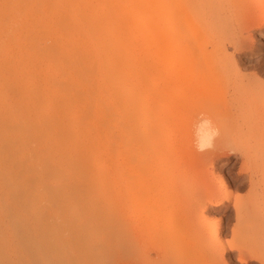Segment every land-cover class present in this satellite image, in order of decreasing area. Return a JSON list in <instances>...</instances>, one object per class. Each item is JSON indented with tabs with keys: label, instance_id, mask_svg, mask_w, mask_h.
<instances>
[{
	"label": "rangeland",
	"instance_id": "374dc122",
	"mask_svg": "<svg viewBox=\"0 0 264 264\" xmlns=\"http://www.w3.org/2000/svg\"><path fill=\"white\" fill-rule=\"evenodd\" d=\"M7 1L0 0V31L16 20L12 35L25 39L32 22L34 29L27 39H41L44 47L51 46L50 52L55 54L51 56L60 55L59 59L63 57L58 50L60 42L68 43L74 32L75 38L81 35L80 18L86 17L92 4L100 2L36 0L37 4L26 12L10 8ZM72 4H77L74 8H80L76 11L84 15L74 14L75 10L72 13ZM159 7L167 16L166 24L154 26L151 33L136 22L126 29L122 24V38L115 33L108 41L110 52L104 56L110 65L104 94L107 102L94 104L98 134L86 139L88 164L66 167L60 140L54 153L60 164L50 170L41 166L38 179H33L32 172H24L31 176L30 181L26 179L21 186L8 185L11 191L17 189V196L7 200L0 195L5 207L0 213V235H13L31 264H81L87 260L90 263L84 264H107L111 259L109 264H225L221 256L225 245L229 264H264V0H162ZM174 13L178 19L171 18ZM114 21L119 23V19ZM60 23L68 27L56 29ZM163 26L169 34L164 44L159 40ZM65 36L71 38L65 41ZM40 54L31 63L25 54H15V61L11 58L12 64L6 67V77H0L6 92L3 95L11 98L16 108L11 102L8 108L0 101V146L7 147L10 137L23 140L25 129L27 136L23 138L33 146L26 161L36 156L33 152L38 147L39 129L32 119L18 126V121L9 122L6 108L20 116L29 111L30 118L34 117L39 112L41 94L34 92L32 104L26 106L29 95L22 94L20 88L28 82L35 86L50 83L53 77L57 82L58 70L59 76L62 70L58 64L63 67L62 60L73 59L68 55L60 62L58 57H51L50 63L48 54ZM102 79L97 75L95 81ZM94 94L98 96L99 92ZM202 113L220 128V136L212 149L198 152L193 129ZM64 123L65 119L60 128ZM5 125L9 130L3 136ZM123 134L136 141L140 149L127 153ZM111 138L116 139V146L111 145ZM97 156L100 165L94 163ZM16 161L20 166V160ZM14 162L9 159L5 163L10 166ZM37 182L42 186L39 190ZM211 198L223 205L213 206ZM93 209L99 210L97 216L76 215ZM40 214L44 224L36 229ZM80 222L87 227L85 234L82 232L86 229L79 228L84 235L76 231ZM114 227L118 234L112 232ZM69 232L73 236H68ZM60 239L64 242H57ZM36 244H41L42 254L32 249H37ZM242 252L246 261L240 259ZM5 257L6 264L13 263L10 254ZM88 257L100 261L93 263Z\"/></svg>",
	"mask_w": 264,
	"mask_h": 264
},
{
	"label": "bare ground",
	"instance_id": "6f19581e",
	"mask_svg": "<svg viewBox=\"0 0 264 264\" xmlns=\"http://www.w3.org/2000/svg\"><path fill=\"white\" fill-rule=\"evenodd\" d=\"M40 1L41 0H39V2ZM64 1H63V3H64ZM161 1L162 0H100V2L94 3V4L91 5L90 11L88 13H85V12L81 13L83 15L85 13L86 17H85V15L82 16L80 14V11H76V9L77 10L80 9V8H77V7L74 8L75 6H78L77 4L74 5V6H73V4L71 5V7L73 6V8L71 9L72 13H73V10H75L74 14L79 13V15L83 17V19L80 18L81 19L80 20V24H79V21H78L79 19L77 20L78 21L77 24H79V28L82 31H81V35L76 36V38L74 37L76 32H74L75 34L73 33L74 35L69 33L70 35H72L75 38V39H73V37H72V40L69 39L70 41H68V38H71V36H69L68 38H66V36H65L64 38H66V39H64V38L63 39L65 41L67 40L68 43L67 42L65 43L64 41L59 40V41H62V42H60V45L56 44V45H59L58 50L59 49L61 50V53H62L63 57L68 56V55H70L69 57H73V59H70V58L67 57L70 61L68 59H64L63 57H60L61 60L64 59V60H62L63 62L64 61L66 63L68 62L67 65L64 64L65 62L61 63V64H63V67L60 64H58L60 66L59 69L60 70L62 69L61 70V76H59L60 75V71L58 69L57 70H58L59 74L56 75V76L59 77L58 79H60V77H61V80L59 81L60 83L58 82V79H57V82H58L57 83L55 81L56 79L54 80V77L51 74L50 75L53 78H49V80H51V79H53V80L50 81V83H48L47 81H44L45 82L44 84H41V85H38V86H35L33 83L28 82L29 81V78H28V81H27L28 84L25 85V86H22L20 88V90H19V91L22 92V94L26 93V94L29 95L28 99H27L28 100L27 105L26 104L25 105L26 106H30V104H32V102H30V100H32L31 97H33L32 95L34 94V92L38 93L37 91H39V95L41 94L40 102H38V104H39V112L38 113L35 112L36 114L32 118H30L31 114H29L30 113L29 111L27 113H24L23 116H20L18 113H16V110L14 112V111H11V109L8 110L6 108L5 118L9 119V122H13V124L17 123V121H18L19 123L16 124L17 126L20 125V124L22 125V123H20V122H24V121L26 122V121H28V119H32L33 124H35V126H37V128L39 129V133L37 134L39 136V139H38V147H36L37 149L33 148L34 150H36L33 153L37 152L36 156L32 157V158H34V160H32V158L31 159L27 158L28 159L27 161L25 160L26 156L29 155V152L32 151V150H30V146H31L30 143L31 142L30 141L28 142V140H26V138L25 139L23 138V136L24 137L27 136V134H25V132L27 133V131H25V129L22 130V131H24L23 132L24 135L22 136L23 140L20 141L18 139V137H16V139L19 140V141L18 140L16 141V140H14V139H12L10 137L11 139L10 138L7 139L8 142H9V143H6L7 147L5 146V148H2V146H0V195H3L7 200L11 199L12 197H15V195L17 194V189H14V190L11 191V190H9L11 188L8 185H10L11 183L12 184L13 183H17V184L19 183V185L21 183V185H22V182L26 183V181L28 179L30 181V178H29L30 175L27 177V176H25L24 172H32L31 176L32 177L34 176L33 179L34 178L38 179L36 177L41 173L39 171L41 166L43 168L45 167V169H49V168H52V166H54V165L57 166L58 164H60L61 162H60L59 158H57L55 156L56 154L54 155V153L58 150L57 146L60 144L59 143L60 140L61 141L63 140V142H62L63 144H61L62 152L66 153V155H65V157H66V167L73 169V168H76V165H78V164H80V165L82 164L83 166H86V164H88L89 156H87L88 151H87V148H86L88 141L86 139L90 140L91 138H94L95 134L96 135L98 134V132L96 133V131H97L96 128L97 127L95 125L96 124L95 123L96 122L95 121L96 116H95V113H94V104L96 102H107L106 98H105L107 94L106 95H104V94L106 93L105 92L106 91V89H105L106 86L105 85H108L107 83L109 82V73H110L109 67H110V65H108L109 61L106 60L107 57H104V56L107 53L110 52V50L108 52V49L110 47V46H108V44H109L108 41L110 42V38L114 39V37H112V35L113 34L116 35L115 33L118 34V35H116V37L119 36L118 39L120 37L122 38V34H119V33H123L124 29H126L128 24H133V23L136 22L137 24H140L141 26H143L145 28V30H147L148 33H151V31L153 30L154 26L156 27L158 24L159 25L160 24H166L167 16L161 12V10H160L161 7H159ZM61 2H62V0H61ZM36 4H37L36 0H8L7 1V5L10 8H12V9H20L22 11H23V9H25L26 12H28L29 9L31 10ZM134 6H137V7L134 8ZM127 10L130 11V12H128ZM106 12H108V13H106ZM141 12H142V14H141ZM190 15H191V13H190ZM261 16H263V15L261 14ZM181 17H184V16H180V13H179V19ZM114 18L115 19H119V23H114L115 22ZM171 18H173L174 20L178 19V14L175 15V13H174L173 17L171 16ZM260 18L262 19V17H260ZM86 19H88V20H86ZM184 19H186V18H184ZM14 22H15L14 23L15 25L18 23V21H16V20H14ZM29 23L30 22L28 21L27 24H29ZM14 24L5 26L4 29H2L0 31V77L1 76H2V78L6 77L5 76L7 74L6 73V67L8 65H11L12 62L15 61V60H13L12 57H14L16 55L18 56V55H20V53L21 54H25V56H27V58L30 59V63L33 62L34 61L33 59L37 58L38 55H41L40 54L41 52L44 55L48 54L50 59H49L48 56H47V58L50 60V63H52L51 62V61H53L52 59L57 58L58 56H60V55H58V56L53 58V56H55V54L54 53L52 54V52H50V47L51 46L49 45L50 46L49 47L48 44H47V48L44 47L43 43H41V39L40 40L36 39V41H35V38L33 39V36H32V38L28 37V39H27L28 34L31 33L30 30H32V28L34 29V24L32 22L27 27V31L26 32H28V34H26L27 35L26 38L24 37L25 39H23V37H21V35L20 36L12 35V27H13ZM122 24L125 25L124 29L121 26ZM119 25L122 27L123 30L121 28H119V30L117 31V29H118L117 26H119ZM57 26H55L56 29L62 27L61 30L64 27L63 23H60ZM66 26L68 27V25H66ZM66 26L64 28H66ZM128 26L131 27V25H128ZM76 27H77V25H76ZM51 28L52 27L50 26V29ZM74 30H78V29L75 28ZM57 31H59V29ZM125 32H127V31H125ZM24 33H25V31H24ZM43 33L44 32H42V35H43ZM77 33H80V31L77 32ZM129 33H132V32L128 31L127 34H129ZM173 33H174V35L176 34L175 32H173ZM127 34L125 35V33H124V37H127ZM42 35L40 37H42ZM64 35H65V33H64ZM82 35H84V37ZM189 35H190V33H189ZM168 36H169V34H168V32H166V30L164 29V26H163V28L161 29V34H160L159 40L163 43V42L166 41ZM35 37H37V36H35ZM38 37H39V35H38ZM44 37L46 38L45 35H44ZM56 37H58V36H56ZM80 37H83V38L81 39ZM145 38H146V36H145ZM22 40L23 41L25 40V41L22 42ZM145 40H147V38ZM56 42H57V40H56ZM27 43H28V45H27ZM47 43H49V42H47ZM23 44H24V46H23ZM42 45H43L44 48H42ZM18 46L20 47L19 51H17V47ZM22 48H24V49L27 48V50H25V51H24V49L20 50ZM52 49H51V51H53ZM54 50H55V48H54ZM51 54L53 56H51ZM51 57H52V59H51ZM11 58H12L13 61L11 60ZM58 59H59V57H58ZM60 59H59V61L61 62ZM71 60L72 61L74 60V61L71 62ZM59 61H57V63ZM57 63H55V64H57ZM96 64L98 65V69H97L98 70V74H97V71H95V69H96L95 65ZM58 65H55V66H57L56 68H58ZM52 67L54 68L53 65H52ZM97 75H98V79L99 78H103L102 80L98 81V83H97V81H95ZM3 76H5V77H3ZM94 82L98 84V87H97L98 89L95 88L96 86H95ZM61 83H63V84L66 83V84H64L66 86L63 87V85H62V87H60ZM3 89H4V87L0 83V91H2V93L0 95L2 100H0V101H1L2 105H4L5 107L6 106L8 107L10 105V102L12 104V101H11V98H9V97H7L5 95L6 92ZM107 90H108V88H107ZM3 91L5 92L4 95H3V93H4ZM24 91H27V92H24ZM96 91L99 92L98 96H96L94 94V92H96ZM24 99H26V98H24ZM2 108L3 107H1V109ZM14 108H15V106H14ZM82 114H83L82 118L84 117L83 121H82V119H80V117H81L80 115H82ZM64 119H65V123H64L63 127L60 128L59 125L62 122V120L64 121ZM7 121H5V122L3 121V122L6 123ZM6 128H8V126L2 127V131L4 132L3 136H5V134L9 130V129L7 130ZM99 129L100 128H98V131H99ZM0 130H1V128H0ZM2 134L3 133H1V136H2ZM103 134L105 136H107V134H105V133H103ZM12 135L13 134H10V136H12ZM13 137H15V136H13ZM9 139H10V141H9ZM122 140H123V142H125L124 150L127 153L136 152L137 150L140 149L139 144L136 143V141H133L130 138L128 140L127 136L124 135V134H123ZM36 141H34V142H36ZM105 141H106V139H105ZM109 141L107 140V142H109ZM116 142H117L116 139H112L110 141L111 145H113V146H116V144H117ZM107 144L109 145V143H106V145ZM103 145H105V144H103ZM34 146H36V145H34ZM32 147L33 146H31V148ZM111 148H112V146H111ZM30 155L32 156V154H30ZM7 159L8 160L12 159L15 162L13 164H11L10 166L6 165L5 162H8ZM16 159L20 160V161H18L20 166L18 165ZM100 160L102 161L103 159L101 158ZM98 161L99 160H98V156H97V157L94 158V163H96ZM9 163H10V161H9ZM98 163H99L98 165L101 164L100 162H98ZM102 163H104V162H102ZM104 165H105V163H104ZM116 165H118V164H116ZM98 167H100V166H98ZM43 168H42V172L44 170ZM102 169H103V167H102ZM46 171H48V170H46ZM25 177H27V178H25ZM23 179H24V181H22ZM33 179H31V180H33ZM6 185L8 186L7 189L4 187ZM40 185L37 182L36 190H39V188H42V186H40ZM17 187H18V185H17ZM3 188H5V189H3ZM12 188H14V187H12ZM41 190H40V192H41ZM57 191H58V189H57ZM67 191H69V190H67ZM67 191H65V192H67ZM40 192L36 196L40 195L41 194ZM54 192H56V190ZM67 193H69V192H67ZM13 194H14V196H13ZM44 194H46V193H44ZM48 194H50V192ZM58 194H61V193H58ZM36 196H35V198H36ZM42 196L44 197V195H42ZM49 197H50V195H49ZM0 198H2V196ZM36 200H37V198H36ZM59 200H61V199H59ZM210 203H213V206H217V207L223 205V202H220L219 200L213 199V198L210 199ZM2 211H5V207H4V205H2V203H0V213ZM98 211L99 210H97V209H95V210L93 209V211H90L91 213H89V211L88 212H84V213L83 212H80V213L76 212L77 213L76 215L77 216H82V215L86 216L85 213H87V215L91 214V216L92 215L97 216L98 215ZM40 215L38 216V220H37V223H36L37 227H35L36 229H40L43 226V224H44V221H43L44 217H43L42 214H40ZM81 220H82V217H81ZM81 222H80L79 225L77 224L78 228L75 227V228H77V230L76 229L75 230L78 232V234L80 233L81 235H84L87 232V229H86L87 227L85 226L86 224L83 225L82 224L83 222L82 223ZM79 228H81V230L82 229L85 230V231L82 230L83 231L82 233H84V234L81 233ZM114 229H116V228L114 227L112 232L115 233V234H118V229H116V230H114ZM216 229H217L218 232L220 231V223L219 222H217ZM119 233H121V232H119ZM66 234H65V236L64 235L63 236L66 237ZM69 234H70V236H73L71 234V232H69L67 235L69 236ZM113 235H111V237ZM60 238H61V236H60ZM77 238H78V236H77ZM112 238H111V240H112ZM72 239H73V237H72ZM61 241H62V239H60L57 242H61ZM62 242H64V241H62ZM63 244L64 243H62V245ZM32 245H34V244H32ZM39 245H41V244H38L36 246L37 249H34V247L32 249L34 251L36 250L37 254H42V249L39 247ZM231 246H229V247H231ZM57 248H56V250H57ZM60 248H59V250H60ZM33 250H32V252H33ZM59 250H57V251H59ZM21 251H23L22 250V244L20 245L18 242H16V241L14 242L13 235L12 236L9 235V236L4 237V238L1 237V235H0V264H4V263L6 264L7 263L6 261H8V260L5 261V258H6L5 255L8 256V254H10V256L12 258L11 259L12 261L10 260V258H9V261L13 262L14 264H31V262L28 260L29 258L26 259L25 258L26 256H23V253ZM221 251H222L221 256H222V259L224 260L223 262H225V264H229V260H228L229 258L227 256L228 253H229L228 247L225 245L222 248ZM113 252L114 251H112V255H113ZM101 253L102 252H100V254ZM106 253H108V252L106 251ZM32 255H34V253ZM96 255L97 254H94V257H96ZM115 255H117V254H115ZM115 255H113V256H115ZM109 256L113 257L110 254H109ZM109 256H108V258H110ZM198 256L200 257L201 255H198ZM55 257H56V255H55ZM92 257L91 258L88 257V259H90V261H91ZM99 257H101V260H103V257L101 255H99ZM105 257H107V256H105ZM33 258H34V256H33ZM198 258L195 257V260L198 259ZM240 259L244 260V261L247 260V258L245 257V253L244 252H242L240 254ZM95 260L100 261V259L98 260L97 258ZM106 260L108 261V259H106ZM113 260H115V259H113ZM53 261L55 263V260H53ZM87 261H88V263H90L89 260H87ZM97 261H94V262L97 263ZM86 262L83 261L82 263L84 264ZM92 262H93V260H92ZM105 262H104V264H106ZM111 262H112V259L109 260L107 264H109ZM33 263H35V262L33 261ZM77 264H79V263H77Z\"/></svg>",
	"mask_w": 264,
	"mask_h": 264
},
{
	"label": "clouds",
	"instance_id": "9594fccd",
	"mask_svg": "<svg viewBox=\"0 0 264 264\" xmlns=\"http://www.w3.org/2000/svg\"><path fill=\"white\" fill-rule=\"evenodd\" d=\"M219 136L220 128L214 124L210 117L202 113L193 129L196 150L198 152H205L212 149Z\"/></svg>",
	"mask_w": 264,
	"mask_h": 264
}]
</instances>
